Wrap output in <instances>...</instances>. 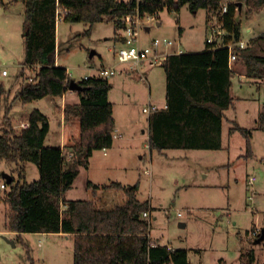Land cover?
I'll return each mask as SVG.
<instances>
[{
	"label": "rangeland",
	"instance_id": "rangeland-1",
	"mask_svg": "<svg viewBox=\"0 0 264 264\" xmlns=\"http://www.w3.org/2000/svg\"><path fill=\"white\" fill-rule=\"evenodd\" d=\"M3 1L9 11L3 7L0 9V71L5 69L9 75L3 78L0 74V83L9 90L4 103L8 106L19 87L11 81L20 85L32 72L24 70L22 76H18L24 51L21 26V12L24 11L12 0ZM233 1L239 7L235 19H241L240 38L249 42L253 35L264 31V10L247 21V5L243 1ZM153 18L154 22L146 18L141 21V42L149 43L153 39L171 41V45L166 47L163 44L158 50L166 53L203 51L210 23L217 22L216 14L210 21L207 10L191 12L187 5L178 12L164 9ZM248 28L250 32H247ZM84 29L83 23L62 22L56 26V60L75 81L101 66H118L112 51L116 45L112 23L95 24L89 36L82 35ZM92 51L95 55L90 58ZM258 52L264 53V43ZM233 63L243 64L240 58ZM121 69L119 65L117 73L108 80L113 83L109 99L113 102L114 118L123 135L113 142L114 148L108 150V156H104L101 150L93 152L90 168H79L71 189L62 197L63 201L95 199L93 189L88 188L89 180L100 184L120 182L126 187L137 185L136 197L150 203L148 234L153 243L187 249L191 264H218L219 259L227 264H240V254H246L250 249L255 251L254 264H264V239L257 243L254 234L264 227V132L255 129L264 105V83L258 88L248 78L239 81V77H232L235 102L234 108L226 114L227 118L251 132L250 158L241 156L245 154L246 141L238 131L228 134L229 127L235 123L227 120H223V148L220 150H166L159 153L149 150L145 132L149 115L143 112V108L158 105L156 101L164 98V71L161 66L142 65V75L137 72L129 75ZM73 97L77 99L78 95ZM21 106L16 103L9 117L18 118ZM50 113H47L49 117ZM45 144L61 145L60 128L57 119L52 120V117ZM65 155L68 157V153ZM26 165V180H37L36 165ZM12 171V165L0 161V185L5 186V189L0 188L3 202L0 201V264H73L70 237L36 233L21 234L16 238L2 233L6 211L3 198L8 190L4 175H15ZM250 177L255 178L253 185L248 184ZM100 192L102 197L94 201L97 207L108 209L125 200L122 190L104 189ZM112 197L114 200L108 203ZM7 240H13L14 246Z\"/></svg>",
	"mask_w": 264,
	"mask_h": 264
},
{
	"label": "trees",
	"instance_id": "trees-1",
	"mask_svg": "<svg viewBox=\"0 0 264 264\" xmlns=\"http://www.w3.org/2000/svg\"><path fill=\"white\" fill-rule=\"evenodd\" d=\"M243 1L247 14L264 7V0ZM24 5L22 37L24 57L18 76L27 67L35 68V77H24L15 99L22 105L45 97L59 98L68 91L71 78L64 67L56 66L57 5L69 13L64 22L83 23V36L101 22L112 23L114 34L121 26L120 19L138 10L140 16H155L166 9L178 12L187 5L191 12L205 9L217 15L226 31V42L240 39V23L235 16L239 7L235 1L224 0H20ZM227 11L219 14L222 4ZM114 37V35H113ZM114 40L115 37H114ZM264 43V31L251 38L246 47L235 48L248 78L264 80V53L258 48ZM166 80V108L148 116V147L162 153L166 150H220L224 111L233 106L231 95L232 71L229 50L206 44L197 53H170L161 66ZM77 104H65L64 120L79 121V138L64 149L44 145L49 132L48 118L38 109L28 113L27 127L14 129L9 122L10 106H5L0 125V161L13 166L17 174L3 198L5 229L20 234H64L72 239L73 264H190L187 250L170 249L153 243L149 237L148 201L136 197L137 185L126 187L119 182L93 185L99 189L122 190L125 200L108 209L98 208L93 200L63 201L71 189L79 168L89 166L94 151L109 149L115 131L112 104L108 100L111 83L95 76L79 81ZM5 89L0 84V97ZM3 101V98L2 100ZM235 123V122H234ZM255 129L264 132V106ZM238 131L246 141L244 158L252 156L251 132L235 123L229 133ZM36 165L39 178L28 182L24 166ZM244 258V261L241 259ZM240 264H254V250L240 255ZM221 262V261H220Z\"/></svg>",
	"mask_w": 264,
	"mask_h": 264
},
{
	"label": "built area",
	"instance_id": "built-area-1",
	"mask_svg": "<svg viewBox=\"0 0 264 264\" xmlns=\"http://www.w3.org/2000/svg\"><path fill=\"white\" fill-rule=\"evenodd\" d=\"M127 1V0H123ZM141 0H137L139 2ZM227 11V6L225 3L222 4L219 14L222 16ZM69 13L66 8L60 7L57 5L55 12V23L64 22L65 16ZM154 16L144 15L140 16L137 9L135 12L129 15H126L120 19L121 26L116 30L114 37L116 40L115 46L113 47V56L116 64L121 65V72L125 74L132 75L137 72V75H142V65L146 66H162L166 60L167 55L166 52L158 51L160 46L165 44L167 47L171 45V41H166L165 39L162 42L159 39H153L149 43H142V26L141 21L143 19H147L149 22H154ZM147 28V27H146ZM227 36L226 31L223 29L222 24L217 20L215 24L210 23L208 28V35L206 37V44L212 45L213 48L226 47L229 50V65H231L234 61L237 60V52L235 48L238 47L243 49L246 47V42L239 39L238 41H230L226 42L225 38ZM118 66H110L104 67L101 66L97 69L95 77L109 79L117 73ZM2 67L0 63V68ZM0 74L2 76H7V71L5 69H1ZM69 76V75H68ZM35 74L29 77L28 80H33ZM88 77H84V80ZM159 110V107L155 105H150L148 108H143V112L146 114H150L151 112ZM113 140L117 138L116 130L113 132L112 136ZM105 150V149H103ZM71 155L68 154V157H65L66 162L70 159ZM255 181L254 177H250L248 179V184L253 185ZM1 188H5L4 185H1ZM115 197H112L114 200ZM124 202V201H123ZM122 204V203H121ZM118 205V204H116ZM105 208V207H98ZM180 215V213H178ZM143 217L149 218V212H143ZM260 232V230H259ZM259 232H254L256 236H258Z\"/></svg>",
	"mask_w": 264,
	"mask_h": 264
},
{
	"label": "crops",
	"instance_id": "crops-1",
	"mask_svg": "<svg viewBox=\"0 0 264 264\" xmlns=\"http://www.w3.org/2000/svg\"><path fill=\"white\" fill-rule=\"evenodd\" d=\"M225 2H229V1H233V0H224ZM12 2L14 3V4H20L21 5V9H23L22 11H24V5H23V3L22 2H20V0H12ZM240 5V4H239ZM4 8L7 12L9 11V8L6 6V5H4V1L3 0H0V9L1 8ZM246 6H245V4H244V8H245ZM248 7V6H247ZM264 10V7H262V8H260L259 10H256V11H253V12H251L250 14H247L246 15V17H245V20H247V21H250L251 20V17H253V16H255V14H257V12H259V11H263ZM207 13H208V17H209V20L211 21V19L213 20L214 19V16H215V13H212V12H209V11H207ZM23 14L24 13H22L21 12V15H22V22H23ZM22 22H21V26H22ZM237 22H239L240 23V27H241V19H239V20H237ZM57 26V25H56ZM148 30H149V28H148ZM147 30V31H148ZM251 30H250V28H248L247 29V32H250ZM114 35V34H113ZM258 35V34H257ZM257 35H253V37L252 38H254V37H256ZM240 36H241V29H240ZM241 39V38H240ZM251 39V38H250ZM249 39V40H250ZM247 42L248 41H246V44H247ZM56 49H57V37H56ZM175 53H181V50H178V52H175ZM169 54V53H168ZM23 56L22 57H24V51H23V54H22ZM95 55V54H94ZM57 59V55H56V53H55V64H56V66H60V64L58 63V61L56 60ZM22 62H23V58H22ZM22 62H20V65H19V67L21 66L22 67ZM20 67V68H21ZM60 67H63V66H60ZM230 67H231V71H232V76H231V82H232V77L233 76H236V77H239L238 78V80L239 81H241V79H244V78H248L246 75H245V67H244V65L243 64H234V63H232L231 65H230ZM23 69H25V70H28V71H30V72H32V75H34L35 74V68H33V69H29V68H27V67H23ZM66 69V68H65ZM92 69V68H91ZM94 69V68H93ZM67 70V69H66ZM17 71V70H16ZM96 72H97V69H95L94 70V73H91V74H84L83 75V77L79 80V81H81V80H83L84 79V77H92V76H95L96 75ZM16 73V72H15ZM67 74H68V72H67ZM8 75H9V73L7 74V76H2L3 78H7L8 77ZM31 75V76H32ZM69 75V77H70V74H68ZM27 77H29V76H27ZM14 78H16V77H14ZM248 79H250L251 81H252V83L253 84H255L258 88H259V85L260 84H263L264 83V80H259V79H254V78H248ZM75 81V80H74ZM79 81H76V82H79ZM12 83H14L15 82V84L17 85V86H19V84H18V82L17 81H11ZM2 86H3V88L5 89V93H4V95L2 96L3 97V101H1V97H0V108L4 111V107H5V105H4V103H6V101H7V97H8V93H7V88L2 84V83H0ZM232 85H233V83H232ZM17 86L15 87V88H17ZM112 86H113V83L111 84V89H112ZM234 86V85H233ZM111 89L109 90V92H108V100H109V102L112 104L113 102H111V100L109 99V95H110V91H111ZM165 89H166V80H165ZM8 92H9V90H8ZM165 93L166 92H164V98L162 99V100H160L159 102L158 101H156V103H158V105H155V104H151V105H155V106H157V107H159V109H165L166 108V100H165ZM74 94H76V92L75 91H70V90H68L67 92H65L64 94H63V96H61V97H59V98H51V97H45V98H42V99H39V100H35V101H32V102H30V103H28V104H26V105H22L21 106V111L19 112L18 111V118H10L9 116V122H10V124H11V126L14 128V129H17V130H20V129H22V128H26L27 127V117H28V113L31 111V110H33V109H38L41 113H43L47 118H48V121H49V130H50V126H51V117H52V120L54 119H57V124H58V126H59V128H60V143H61V145L59 146L60 148H62V149H64V152L65 153H68V147H70L71 145H73L77 140H78V138H79V123H78V119H76V118H71V119H69V120H64V118H63V108H64V105L65 104H77L78 103V97H77V99H74ZM15 95H16V93L14 94V96L11 98V100H10V104L8 105V106H10V112H11V110L13 109V106L16 104V103H19V104H21L17 99H15ZM231 95L233 96V106L231 107V108H234V102H235V96L233 95V92H232V87H231ZM49 98V99H48ZM44 100H47L46 101V103H44V104H42L41 102H43ZM2 105V106H1ZM45 108H43V107ZM264 106V105H263ZM230 108V109H231ZM229 110V109H228ZM228 110H226V111H224V114H225V117H224V119L223 120H227L228 122H233L234 123V121L233 120H231V119H229V118H227V114H226V112L228 111ZM48 111V112H47ZM9 112V113H10ZM51 112V113H50ZM47 113H50V115H51V117H49L48 116V114ZM112 117H113V120H114V125H115V130H116V135H117V138L116 139H114L113 140V142L115 141V140H118V139H120L121 137H122V135L123 134H121L120 133V131H119V128H118V126L116 125V120H115V118H114V108H113V104H112ZM75 122H77V124L75 123ZM0 125H1V123H0ZM76 125H77V127H76ZM233 126H231V127H229V129L230 128H232ZM72 128V129H71ZM229 129H228V134H230L229 133ZM145 132H146V139H147V141H148V135H149V131H148V122H147V127H146V130H145ZM49 133V132H48ZM232 134V133H231ZM47 136H48V134H47ZM47 136H46V138H45V142H44V144L46 143V141H47ZM251 138H252V135H251ZM222 142H223V122H222ZM147 144H148V142H147ZM223 144V143H222ZM45 146H46V144H45ZM48 147H52V146H48ZM112 148H114V147H112L111 146V148H109V149H111L112 150ZM222 148H223V145H222ZM221 148V149H222ZM109 149H105V150H101L102 151V154L104 155V156H108V150ZM67 152H66V151ZM197 151H202V150H197ZM204 151H208V150H204ZM242 157H243V155H241ZM92 157H93V154H92V156L90 157V159H89V166H88V168H90V166H91V159H92ZM25 168H27V165H26V167L24 166V171H25V178L27 177V171H26V169ZM87 168V169H88ZM7 175V174H6ZM11 178L12 177H14L15 178V176H17V174H15V175H13V174H11V175H9ZM91 179V178H90ZM35 181V180H34ZM31 182V181H30ZM89 182L91 183V184H93V185H99V186H101V185H104V184H100V183H95V182H93L92 180H89ZM98 182V181H97ZM7 183V182H6ZM120 183V182H119ZM0 188H1V185H0ZM8 188V187H7ZM5 189V188H4ZM70 190V189H69ZM68 190V191H69ZM99 191H102L103 192V189H99V190H97L96 192H95V194H92V196H93V198H95V199H90V200H93V201H96L97 202V200H98V198H100V197H102V193L100 192L99 193ZM1 198H2V196L0 197V201H1ZM85 200H88V199H85ZM2 202V201H1ZM3 203V202H2ZM4 206H5V204H3ZM149 206H150V203H149ZM149 215H150V211H149ZM2 233L3 234H5V235H10V236H15L16 238L17 237H19L20 235H18V234H16V233H13V232H9V231H6L5 230V228H4V231H2ZM59 235H61V236H66V237H70V236H68V235H64V234H59ZM71 238V237H70ZM152 240V239H151ZM13 241V240H12ZM14 242V241H13ZM15 243V242H14ZM156 243V242H155ZM157 244V243H156ZM163 246V245H162ZM167 247H169V246H167ZM170 249H175V248H173V247H169ZM187 250V249H186ZM255 252V251H254ZM241 255V254H240ZM240 257V256H239ZM187 259H188V261H189V263L191 264V261H190V258H189V251L187 250ZM221 261V262H220ZM218 264H227L223 259H219L218 260V262H217Z\"/></svg>",
	"mask_w": 264,
	"mask_h": 264
},
{
	"label": "water",
	"instance_id": "water-1",
	"mask_svg": "<svg viewBox=\"0 0 264 264\" xmlns=\"http://www.w3.org/2000/svg\"><path fill=\"white\" fill-rule=\"evenodd\" d=\"M157 25H159V23H157ZM146 30H148V28H146ZM95 54L94 51H92L89 55L90 58L93 57V55ZM68 90L70 91H81L83 90L81 85L79 84V82H76L74 80H70L69 81V86H68ZM4 177L6 178L7 184H9L12 180V178L9 175H4ZM264 239V227L260 230L258 236H257V243H260L261 241H263ZM8 243L12 244L14 246V242L13 241H9L7 240Z\"/></svg>",
	"mask_w": 264,
	"mask_h": 264
}]
</instances>
